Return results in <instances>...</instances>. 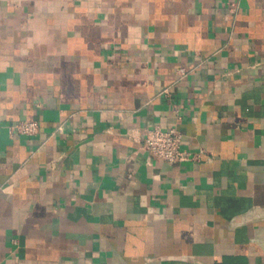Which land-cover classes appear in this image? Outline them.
<instances>
[{
  "label": "crops",
  "instance_id": "crops-1",
  "mask_svg": "<svg viewBox=\"0 0 264 264\" xmlns=\"http://www.w3.org/2000/svg\"><path fill=\"white\" fill-rule=\"evenodd\" d=\"M0 264H264V0H0Z\"/></svg>",
  "mask_w": 264,
  "mask_h": 264
},
{
  "label": "built area",
  "instance_id": "built-area-1",
  "mask_svg": "<svg viewBox=\"0 0 264 264\" xmlns=\"http://www.w3.org/2000/svg\"><path fill=\"white\" fill-rule=\"evenodd\" d=\"M180 75L185 72L178 70ZM36 121L20 120L8 126L9 133H17L21 136H33L38 132ZM182 133L175 127L162 129L158 126L145 129L140 137V148L148 153L156 161L167 164L193 161L199 158L198 152L184 150L181 146Z\"/></svg>",
  "mask_w": 264,
  "mask_h": 264
}]
</instances>
